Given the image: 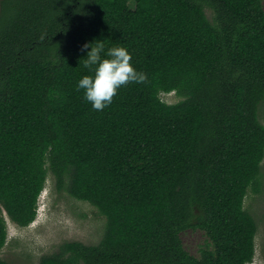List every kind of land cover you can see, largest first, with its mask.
Segmentation results:
<instances>
[{
	"label": "trees",
	"instance_id": "trees-1",
	"mask_svg": "<svg viewBox=\"0 0 264 264\" xmlns=\"http://www.w3.org/2000/svg\"><path fill=\"white\" fill-rule=\"evenodd\" d=\"M99 42L145 76L102 111L76 87ZM263 161L264 0H0V251L52 176L107 221L40 264H249Z\"/></svg>",
	"mask_w": 264,
	"mask_h": 264
},
{
	"label": "rangeland",
	"instance_id": "rangeland-1",
	"mask_svg": "<svg viewBox=\"0 0 264 264\" xmlns=\"http://www.w3.org/2000/svg\"><path fill=\"white\" fill-rule=\"evenodd\" d=\"M211 17V12L208 11ZM167 103L180 100L175 92L162 93ZM256 191L252 186L245 208L258 222L256 256L249 264H264V161ZM256 187V188H257ZM107 218L88 202L77 200L55 186L52 176L39 200L38 217L28 227H20L8 218V242L0 256L11 264H40L41 257L58 250L67 241L97 244L105 231ZM185 248L199 256L207 236L202 229L192 228L181 235Z\"/></svg>",
	"mask_w": 264,
	"mask_h": 264
},
{
	"label": "clouds",
	"instance_id": "clouds-1",
	"mask_svg": "<svg viewBox=\"0 0 264 264\" xmlns=\"http://www.w3.org/2000/svg\"><path fill=\"white\" fill-rule=\"evenodd\" d=\"M84 47L90 48L84 66L94 74L85 75L76 87L77 91L83 90V98L94 110L107 108L120 88L131 83H141L145 79L144 74L132 64V56L127 48L117 46L105 50L102 42Z\"/></svg>",
	"mask_w": 264,
	"mask_h": 264
}]
</instances>
